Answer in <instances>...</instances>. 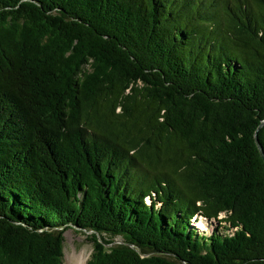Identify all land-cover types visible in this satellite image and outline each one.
Here are the masks:
<instances>
[{
    "label": "trees",
    "instance_id": "trees-1",
    "mask_svg": "<svg viewBox=\"0 0 264 264\" xmlns=\"http://www.w3.org/2000/svg\"><path fill=\"white\" fill-rule=\"evenodd\" d=\"M263 122L264 0H0V264H264Z\"/></svg>",
    "mask_w": 264,
    "mask_h": 264
},
{
    "label": "rangeland",
    "instance_id": "rangeland-1",
    "mask_svg": "<svg viewBox=\"0 0 264 264\" xmlns=\"http://www.w3.org/2000/svg\"><path fill=\"white\" fill-rule=\"evenodd\" d=\"M224 214H222V217ZM193 224L202 232L211 234L217 221L211 222L203 216H198ZM72 227L65 232L64 264H88L93 251V245L88 241L85 231H76Z\"/></svg>",
    "mask_w": 264,
    "mask_h": 264
},
{
    "label": "water",
    "instance_id": "water-1",
    "mask_svg": "<svg viewBox=\"0 0 264 264\" xmlns=\"http://www.w3.org/2000/svg\"><path fill=\"white\" fill-rule=\"evenodd\" d=\"M263 124H264V122L261 124V126ZM256 142H257V144H258V146L260 148V151H261L262 155L264 156V148H263L262 144L260 143V140H259V137H258V133H256Z\"/></svg>",
    "mask_w": 264,
    "mask_h": 264
}]
</instances>
